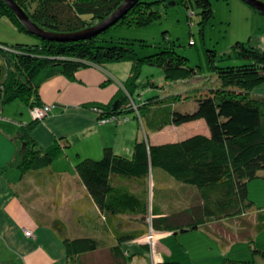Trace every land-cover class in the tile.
Masks as SVG:
<instances>
[{
	"label": "trees",
	"instance_id": "obj_1",
	"mask_svg": "<svg viewBox=\"0 0 264 264\" xmlns=\"http://www.w3.org/2000/svg\"><path fill=\"white\" fill-rule=\"evenodd\" d=\"M14 1L40 27L63 35L99 24L123 0ZM161 1L164 0H138L112 24L95 29L85 38L75 40L38 37L39 43L30 45H8L0 41V114L1 108L13 100H19L29 108L41 107L43 104L39 87L44 81L57 74L70 78L78 69L91 64L103 66L130 62V79L124 85L132 92L138 85L137 78L143 64L159 67L166 82L183 83V80L190 77L204 79L203 76H195L201 66L190 65L189 58L174 47L158 45L157 51L139 56L133 47V38L111 35V30L116 28H139L151 23L160 15L153 9V5ZM176 1L191 16L198 17L200 30L203 31L213 16L211 1ZM1 16H7L18 29L26 31L2 0ZM109 33L110 36H107ZM138 41L144 43L143 39ZM232 49L233 57L241 62L219 65L221 56L214 47L203 43L206 66L215 72L216 80H201V85L187 86L172 93L165 91L162 85L148 80V85L156 87L158 92L144 100L140 114L135 111L146 133L156 132L166 125H180L202 119L208 128L207 135L195 133L164 143H151L147 134L145 138L140 135L133 143L130 157L116 153L110 146H106L100 158H82L77 162V174L102 211V220L115 239L108 250L119 264H125L128 257L122 256L125 250L122 252L119 244L140 239L146 233L144 227L140 231H121L132 218L145 225L151 217L156 232L204 226L208 233L213 232L212 226L216 222H231L236 219L235 229L248 242H252L253 236L264 228V209L253 210V201L248 197V182L260 176L261 172L264 176V96L253 95L248 91L251 86L264 81V49L259 46L255 37H249L246 43L236 41ZM122 94L123 92L118 94L110 103L95 104L102 111L99 116L129 111L130 108L121 107V100L126 93ZM115 100L117 104L114 106ZM186 102H189L188 108L178 107L179 103ZM39 121L40 118H32L25 124H20L19 146L11 165L16 166L21 175L35 168L50 169V153L38 147L30 136L31 129ZM155 169L161 170L179 186L181 184L182 189L170 186L165 178L162 182L154 179L152 173ZM164 183L168 184L166 189H163ZM189 189L200 200L197 206L187 208L191 210L190 217H180L182 208L177 210V214L174 211L169 213L165 208L170 210V206H173L170 198L177 196L173 194V190L177 192L178 198L184 197V192ZM165 190L169 193L165 194ZM178 199L177 202L180 200ZM187 200L190 202V196H187ZM157 202H161V207L156 206ZM49 225L64 242L69 264H93L85 262L83 255L97 250L99 244H105L99 243L93 236L69 238L65 233V224L59 218ZM253 252L264 256V250L254 248ZM159 264L183 263L164 259ZM221 264H253V261L225 258Z\"/></svg>",
	"mask_w": 264,
	"mask_h": 264
},
{
	"label": "crops",
	"instance_id": "obj_2",
	"mask_svg": "<svg viewBox=\"0 0 264 264\" xmlns=\"http://www.w3.org/2000/svg\"><path fill=\"white\" fill-rule=\"evenodd\" d=\"M130 65V62L89 65L78 69L70 78L57 74L40 85L41 103L52 106L47 115L33 126L30 136L38 147L50 153V169L35 168L21 175L20 170L11 165L19 146L20 124L30 121L32 117L29 107L19 100H13L1 108L0 264H69L64 242L49 225L56 218L64 222L65 233L69 238L93 236L99 243H105L99 244L97 250L85 253V262L119 264L108 250L115 239L102 220V211L83 186L76 164L82 158H98L106 146L119 154L125 150L127 153L123 154L129 156L135 139L141 135V129L143 135L146 133L140 124L116 126L98 122L96 112L88 107L91 104L110 103L122 93ZM252 94L264 96V81L253 88ZM198 121L203 123V129L182 132V135L174 139H163V129L179 125H166L156 132L147 131L146 134L151 143L173 142L195 133L207 135L208 128L202 119L180 126ZM153 175L159 182L165 178L170 186H179L161 170H153ZM181 187L180 184L179 188L182 189ZM177 199V196H171L170 203ZM129 221L121 231L143 230L144 225L141 222L133 218ZM23 228L29 229L33 236H26ZM201 231L205 240H218L223 237L214 232L208 233L205 229ZM170 233L172 231L157 232V238ZM135 240L138 239L119 244V249L122 252L125 250L124 255L119 250L117 252L128 256L125 264H149V258L144 254L145 250L149 252V246L144 243L136 246ZM161 253L162 250L157 251L159 261L162 260ZM151 254L150 264L153 263V255H156L154 252ZM171 256L170 253V258ZM204 259L205 262L211 261Z\"/></svg>",
	"mask_w": 264,
	"mask_h": 264
},
{
	"label": "rangeland",
	"instance_id": "obj_3",
	"mask_svg": "<svg viewBox=\"0 0 264 264\" xmlns=\"http://www.w3.org/2000/svg\"><path fill=\"white\" fill-rule=\"evenodd\" d=\"M210 1L213 8V16L209 19L203 31L200 30L198 17L196 15L191 16V13H189V11L176 0H164L154 3L153 9H155L160 15L146 26L129 29L116 28L111 30L110 33L112 36L126 35L127 37L133 38V47L139 56H144L145 54L157 51L158 45H168L174 47L179 53H182L189 58L190 65L201 66V69H198L200 71H198L195 76H203L204 79H195L194 77H190L183 80V83L170 81L166 82L159 67L152 64H143L139 77L137 78L138 85L132 92V90H129L130 88L128 86L124 85L126 81L130 79V65V71L127 76L128 79L126 78L127 80L123 82L122 88L123 94H126H122L123 98L121 100L122 108H130L129 111L122 112V114L129 117V119L125 122L107 121V123L115 124L116 126L129 123H134L136 126L141 124V120L138 118L135 111L137 110L138 114H140L145 104L144 100L150 98L151 95L158 92L156 87L148 85V80L150 82H154L155 84L162 85L163 89H166L165 91L168 90V93H172L175 90H182L187 86L191 87V85H201L203 80L209 79L214 82L217 77L215 72L209 70L206 66L203 55V43L208 47H214L217 54L221 56L222 59L219 58L218 61L219 65H233L241 62L240 59L233 57L232 51L233 44L238 40L246 43L249 37H255L257 39V43L264 48V14L260 13L253 7H250L242 0ZM129 30L131 31L128 33L127 31ZM110 33L107 36H110ZM139 39H143L144 43L141 44V42L138 41ZM0 41L5 42L8 45H14L16 43H25L30 45L39 43V38L31 33L18 29L7 16H1ZM256 85L251 86L248 91L252 93V90ZM130 95H132V97H130ZM179 104V108H188L189 106V102ZM46 105L50 110L52 104H43L41 107H31L29 108V111L33 108H39L38 111H40V108L42 109ZM93 106L96 105L91 104L88 107L92 109ZM25 111L27 112V109ZM47 112L42 113L40 120L47 115ZM96 114L97 120H99L101 116H99V113L97 112ZM25 123L26 122L22 124ZM187 126L191 127L187 128ZM203 126L204 125L201 121L194 122L190 125H179L176 127L171 126L163 129L162 138L165 140L168 138L174 139L182 135V132L193 129L201 130L203 129ZM141 135L145 138L146 133L143 135L142 129ZM126 144H128V140L126 141ZM123 153H127L125 150H122L121 154L126 156ZM130 155L127 157H130ZM100 157L101 156L98 158ZM262 174L263 172H261L260 176L253 178L248 182V197L253 201V210L264 209V176ZM167 186L168 184L164 183L163 189H166ZM172 189L174 188L172 187ZM192 192L193 191L190 189L184 192L185 196L183 199L178 197L180 200L177 204L176 201H174L173 208L168 210V212L170 213L174 211V213L177 214V210L182 208L183 210L180 211V217L182 216L183 219H186L187 216L189 218L191 210L187 208L192 205L197 206L200 202L199 198L195 197ZM167 193L169 192L165 190V194ZM173 194L178 196L177 192L174 190ZM187 196H190V202H188ZM168 198H170V195ZM161 205V202L156 203L158 208L161 207ZM185 208L186 210H184ZM248 217L249 216H247V218ZM151 219L152 218L149 217V221L144 225L146 231L145 235L134 241V245L136 246L137 244L139 245V243H144L149 246V252H146L145 250L144 253L149 258V264L151 263V252L156 254L153 255L152 264L160 263L159 256L157 255V251L160 250L163 251L160 255L162 260H164V258L168 260H177L183 264H221L225 258L241 261L251 260L253 261V264H264V256L253 252L254 248L264 250V228L259 231L255 237L253 236L252 242H248L241 238V234H239L234 227L236 219H232L231 222H229V220H221L216 222L214 224L215 226H212L214 227L212 228L214 233L223 235V237L218 240H205L204 233L201 231L204 229V226L201 227L202 229H189L187 231L177 230L175 233L172 232L157 238L158 235L157 232L154 231ZM237 220L240 221V218H237ZM229 225L231 228L228 231L227 228ZM156 238L157 240H155ZM149 243H151L152 246ZM155 247H157V250ZM168 250L169 252H167ZM170 253L172 258H170ZM204 258L211 259V261L205 262Z\"/></svg>",
	"mask_w": 264,
	"mask_h": 264
},
{
	"label": "water",
	"instance_id": "obj_4",
	"mask_svg": "<svg viewBox=\"0 0 264 264\" xmlns=\"http://www.w3.org/2000/svg\"><path fill=\"white\" fill-rule=\"evenodd\" d=\"M8 8L11 10L16 19L22 24L26 32L31 33L41 39H78L85 38L94 32L99 27H105L112 24L120 16H122L130 7H132L138 0H123L107 17H105L99 24L71 34L58 35L52 31L46 30L36 24L29 15L14 1V0H2ZM249 6L253 7L260 13L264 14V0H242ZM260 46V45H259ZM263 48L262 46H260ZM264 49V48H263ZM117 101L114 102V106ZM180 231H187L188 228L179 229ZM177 230H173L175 233Z\"/></svg>",
	"mask_w": 264,
	"mask_h": 264
},
{
	"label": "built area",
	"instance_id": "obj_5",
	"mask_svg": "<svg viewBox=\"0 0 264 264\" xmlns=\"http://www.w3.org/2000/svg\"><path fill=\"white\" fill-rule=\"evenodd\" d=\"M38 110H39V108H33L32 110H30V113L32 114L33 118H36V117L40 118L42 113H44V112L46 113L47 111H49V107L46 105L42 109L40 108V111H38ZM92 110H94L97 113L102 112L100 110V108H98L96 106H93ZM128 119H129V117H127L121 113V114H114V115H110V116H106V117H101V118H99L98 121H100V122H107V121L125 122ZM23 232L26 236H32V232L27 228H23ZM149 244L152 246L151 243H149Z\"/></svg>",
	"mask_w": 264,
	"mask_h": 264
}]
</instances>
